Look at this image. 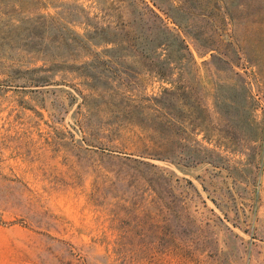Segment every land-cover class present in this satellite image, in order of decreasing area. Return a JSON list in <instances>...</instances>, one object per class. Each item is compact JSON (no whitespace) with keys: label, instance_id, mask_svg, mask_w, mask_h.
<instances>
[{"label":"rangeland","instance_id":"374dc122","mask_svg":"<svg viewBox=\"0 0 264 264\" xmlns=\"http://www.w3.org/2000/svg\"><path fill=\"white\" fill-rule=\"evenodd\" d=\"M0 264H264V0H0Z\"/></svg>","mask_w":264,"mask_h":264}]
</instances>
